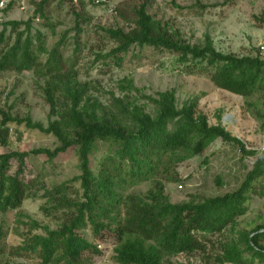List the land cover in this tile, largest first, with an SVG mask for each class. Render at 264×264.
I'll return each instance as SVG.
<instances>
[{
	"label": "trees",
	"instance_id": "16d2710c",
	"mask_svg": "<svg viewBox=\"0 0 264 264\" xmlns=\"http://www.w3.org/2000/svg\"><path fill=\"white\" fill-rule=\"evenodd\" d=\"M30 1L36 7L35 17L43 18L45 26L53 29L45 14L52 0ZM83 1L76 5L73 0H62L70 6L77 22V47L82 34L78 7L84 6ZM152 1L125 0L115 9L131 28H101L117 46L98 59H113L119 66L120 56L133 47H151L177 54L181 63L205 65L207 71L212 70L211 83L220 90L246 100L264 94V60L223 54L209 35L201 44H190L179 30L149 14ZM192 1L195 7L207 9L200 0ZM90 2L95 5L93 0ZM12 8L10 5L3 12ZM34 21L31 18L4 24L0 33V72H34L46 80L44 93L50 116L56 120L44 127L31 117L14 116L12 107L0 108V148L10 146L12 124L52 135L59 146L53 150L0 153V213L17 211V221L29 228L14 255L32 257L41 264H90L92 257L101 252L86 238L84 232L88 230L94 239L103 232L116 237L118 264H172L173 257L193 254H200L205 264H264V225L249 232L237 230L239 219L249 211L252 196L264 197V186H258L264 180V152L247 150L222 125L223 111L216 114L217 124H211L199 109L200 97L180 108L174 91L147 95L132 79L124 78L118 82L121 96L111 94L109 104L104 105L93 96L90 83L77 79L73 72L76 63L64 58L61 49L68 34L48 50L44 35L33 28ZM8 29L15 36L13 42L6 35ZM43 55L45 62L41 60ZM140 100L153 106V114L139 104ZM248 105L256 108V118L264 128V111L256 103ZM218 140L235 146L243 159L256 157L242 184L232 192L198 202L172 203L165 186L180 182L179 166ZM101 144L108 147V152L94 163ZM70 150L76 151L80 175L52 189L38 179H23L28 157H46L53 162ZM12 161L18 163L14 175L10 174ZM77 184L81 196L71 199L70 190ZM144 184L151 185L145 195L126 194ZM217 184L222 185L220 178ZM40 192L48 205L45 212H63L64 221L58 229L41 226L21 212L24 201L36 198ZM38 230L42 234H36ZM229 233L238 234L226 238ZM3 237L0 229V242Z\"/></svg>",
	"mask_w": 264,
	"mask_h": 264
},
{
	"label": "rangeland",
	"instance_id": "374dc122",
	"mask_svg": "<svg viewBox=\"0 0 264 264\" xmlns=\"http://www.w3.org/2000/svg\"><path fill=\"white\" fill-rule=\"evenodd\" d=\"M39 2L40 0H36ZM125 0H107L103 6H95L90 0H84V6L78 7L82 15L80 28L82 34L79 46L75 35L77 22L70 11V6L62 0H52L46 8V16L53 29L45 26L43 18L35 17L36 7L29 2L27 10L14 7L9 12H0V33L6 22H26L34 18L33 28L44 35V44L48 50L54 48L67 33L66 42L61 51L64 58L76 63L73 72L77 79L90 83L94 89L92 94L104 105L109 104L111 94L121 96L118 82L124 78L132 79L135 86L147 95L174 91L178 106L200 97L199 109L207 115L209 122L217 124L216 114L223 111L222 125L238 137L247 150L264 152V128L261 120L256 118V108L248 104H257L264 111V94L246 100L215 87L210 80V71L203 64L193 61L179 62L177 54L156 50L151 47H133L126 55H121V64L116 65L113 59H98L108 54L117 44L101 30L124 29L131 27L123 22L115 9ZM207 9L194 6L192 0H153L148 12L155 19L169 24L179 30L183 38L192 45L201 44L209 35L215 48L223 54H232L239 58L253 57L264 43V0H200ZM7 37L11 42L15 36L8 29ZM77 49V52H76ZM43 62L46 56L41 57ZM46 80L39 78L34 72L16 74L0 72V108L8 110L16 117H31L34 122L48 127L51 121L50 105L46 101L44 88ZM139 104L153 114V106ZM11 143L7 148H0L1 154L12 152H31L39 148L55 149L59 143L52 135L27 129L25 126L11 125ZM108 152V147L100 145L94 156V163L99 162ZM256 157L243 159L238 149L222 141H216L201 155L182 163L178 168L179 183H168L165 193L174 204L201 201L236 190L252 168ZM18 163L12 161L11 175L17 171ZM80 175L78 157L75 150L60 155L53 162L46 157L30 156L25 161L23 179L31 182L42 181L47 189H52ZM218 178L222 185L217 184ZM264 186V180L258 183ZM150 184L135 187L126 194L145 195ZM40 192L36 198L24 201L21 212L51 230L58 229L64 221L63 212H50L46 200ZM81 196L79 185L70 190V198ZM17 211L0 213V229L4 233L1 240L0 264H41L32 257L14 255L27 236L29 228L19 223ZM24 222H29L23 218ZM264 225V197L252 196L248 213L239 219L238 231H251ZM36 234H42L41 230ZM86 238L98 246L100 255L92 257L90 264H118L114 249L116 237L103 232L100 238H92L90 232H84ZM238 234V233H237ZM237 234H227L226 238ZM222 239V238H221ZM100 246V247H99ZM172 264H205L200 254L178 255L170 259Z\"/></svg>",
	"mask_w": 264,
	"mask_h": 264
},
{
	"label": "built area",
	"instance_id": "2783aa9c",
	"mask_svg": "<svg viewBox=\"0 0 264 264\" xmlns=\"http://www.w3.org/2000/svg\"><path fill=\"white\" fill-rule=\"evenodd\" d=\"M107 0H93L95 5L106 3ZM30 0H0V12L6 10L10 5L21 8V10H27L29 8ZM74 4L78 5L79 0H73ZM255 57H259L264 60V43L261 44L257 50ZM100 247V246H99Z\"/></svg>",
	"mask_w": 264,
	"mask_h": 264
}]
</instances>
